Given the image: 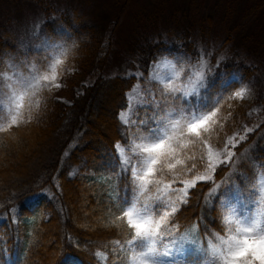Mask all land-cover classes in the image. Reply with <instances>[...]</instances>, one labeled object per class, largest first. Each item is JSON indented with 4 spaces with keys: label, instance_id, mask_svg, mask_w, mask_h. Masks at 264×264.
<instances>
[{
    "label": "trees",
    "instance_id": "16d2710c",
    "mask_svg": "<svg viewBox=\"0 0 264 264\" xmlns=\"http://www.w3.org/2000/svg\"><path fill=\"white\" fill-rule=\"evenodd\" d=\"M45 27L49 36V25ZM50 27L52 38L70 60L84 62L92 57L97 42L93 24L58 18ZM25 52L36 54L33 64L43 68L46 62L39 50ZM108 54L109 44L96 49V70L103 69ZM263 68L264 61L248 63L230 53L207 76L198 96L180 101L185 108H219L216 126L205 134L208 144L222 147L240 128L252 102V85L257 84L264 96ZM135 83L134 76L98 75L61 108L52 88H45L38 95V108L0 131V264H126L125 253L114 252L112 241L124 242L130 232L123 221L119 227L113 221L131 191L129 177L115 174L118 160L113 146L118 142L126 146L128 129L118 113L126 109L127 93ZM242 87L248 90L243 99L235 96ZM143 112L139 110L136 118ZM143 116L149 121L143 128L147 131L154 126L153 116ZM8 119L3 110L0 124L7 125ZM251 144L255 148L247 157ZM205 152L201 145L181 155L186 168L196 167L185 171L178 184L203 169ZM193 154L195 158H188ZM234 160L216 167L211 180L196 182L187 202L178 204L168 227H174L177 235L194 228L198 243L178 244L169 260L204 264L208 240L225 234L221 203L233 205L241 216L254 208L256 179L264 168V122L235 148L231 163ZM98 251L105 253L106 262L96 256Z\"/></svg>",
    "mask_w": 264,
    "mask_h": 264
},
{
    "label": "rangeland",
    "instance_id": "374dc122",
    "mask_svg": "<svg viewBox=\"0 0 264 264\" xmlns=\"http://www.w3.org/2000/svg\"><path fill=\"white\" fill-rule=\"evenodd\" d=\"M259 1L0 0V73L11 74L9 62L19 70L27 71L33 65L36 54L25 52L26 48L40 51L41 59L46 62L42 69H46L63 51L65 55L62 57L63 63L58 70L57 81L61 86L51 87V94L59 108L68 104L83 85L93 82L98 75L134 76L136 83L131 90L140 85L141 92L146 97L150 89L159 98L160 85L152 80V76L156 72V65L164 58L176 62L177 67L182 68L181 78L177 83H182L185 73L192 70L190 65H198L200 60L206 62L205 81L230 53L235 52L239 59L248 63L264 61V4L260 6ZM58 18L94 25L97 42L92 57L84 62L70 60L71 57L63 47L52 38L50 26ZM47 25L50 28L49 36L45 35L43 29L47 30ZM106 44H109L107 62L102 70H96V49ZM189 45L191 47L188 49ZM249 90L253 97L246 118L240 128L229 136L244 135L245 139L239 143L245 141L264 122V96L260 94V87L252 85ZM4 111L7 113L6 109ZM29 111L26 109L23 115ZM146 113L156 115L155 112L144 110L142 119H145L143 115ZM225 144L222 147L209 145L214 151H223ZM235 148L230 147L234 153L231 160L219 165L235 162L231 163L235 157ZM254 148L251 144L246 156H250ZM205 153L203 169H198L192 178L186 180H192L205 172L208 163L207 148ZM242 155L245 156L244 152ZM261 173H264V168L256 179L254 208L245 216L253 215L259 207L257 185ZM170 180L172 176L165 178L166 182ZM182 186L181 182L178 184V180L173 184L174 188ZM168 240L169 238L164 242ZM162 259L165 264H176L168 257Z\"/></svg>",
    "mask_w": 264,
    "mask_h": 264
},
{
    "label": "snow or ice",
    "instance_id": "6c2138e0",
    "mask_svg": "<svg viewBox=\"0 0 264 264\" xmlns=\"http://www.w3.org/2000/svg\"><path fill=\"white\" fill-rule=\"evenodd\" d=\"M64 55L61 51L46 69L33 64L27 71H21L8 63V67L12 69L11 74L0 73V119H3L4 109L9 119L7 125L0 124V131L22 122L26 109L38 108V95L43 89L61 86L57 82L58 70ZM205 66L204 60H200L198 65H190L192 70L185 73L182 83H177L181 78L182 68L177 67L176 62L164 58L156 65V72L152 76V80L160 85V97L157 98L150 89L146 97L141 92L140 85H136L127 95L126 110L118 113V119L128 129V135L126 146L119 142L113 146L118 160V171L115 174L129 177L131 198H126L123 205L118 206L121 214L115 217L113 223L119 227V222L123 221L130 232V238L124 242L115 240L112 243L115 245L114 252L120 249L125 253L127 264H131L130 253L133 254V260L143 257V264H165L162 258L169 257L178 244L198 243L193 235L194 228L177 235L174 227H168L169 219L177 212L179 203L187 202L188 192L196 182L211 180V173L215 168L233 157L230 147L235 148L245 139L244 135L229 137L223 151H214L205 134L216 126L219 108L213 106L206 110L192 109L180 104V101H186L191 96H198L205 87ZM247 91L246 87H242L235 92V96L243 99ZM138 109H152L156 113L152 117L154 126L148 127L147 131L142 129L149 121L136 118ZM201 145L207 148L208 163L205 172L192 180H181L183 186L174 188L173 184L185 171L191 172L196 167L193 164L191 168H186L181 155L186 156L189 147ZM188 158H195V154ZM169 174L172 180L166 182L165 177ZM257 187L259 207L253 215L244 216L246 221L254 220L257 216L264 217V173H261ZM221 209L226 213V219L224 216L222 218L227 227V221H231L237 211L223 203ZM241 230L250 232L248 228ZM260 232H264V228ZM165 237H170L166 243ZM221 243L228 244L230 248L226 264H264V235L259 232L240 238L232 234L227 239L225 235H214V239L208 240L207 247L203 248L206 255L204 264H217L215 256L222 251ZM96 256L107 261V256L102 251H98Z\"/></svg>",
    "mask_w": 264,
    "mask_h": 264
},
{
    "label": "clouds",
    "instance_id": "9594fccd",
    "mask_svg": "<svg viewBox=\"0 0 264 264\" xmlns=\"http://www.w3.org/2000/svg\"><path fill=\"white\" fill-rule=\"evenodd\" d=\"M234 207V206H232ZM235 208V207H234ZM222 216L226 219V213L222 212ZM225 221L223 220V223ZM248 228L250 229V232H244L241 229ZM264 228V217L257 216L256 219L251 221H246L244 219V216H241L238 212L233 214V218L231 221H227V227L225 230V239L229 235H236L237 238L246 236V235H256L258 232L260 235H264V232H260V229ZM229 229L231 230L229 232ZM221 252L217 253L215 256V259L217 261V264H226V257L227 253L230 251V248L228 247V244L221 243L220 244ZM129 260L131 264H143V257L140 258V260H133V254H129Z\"/></svg>",
    "mask_w": 264,
    "mask_h": 264
}]
</instances>
